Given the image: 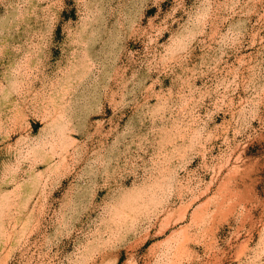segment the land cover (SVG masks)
<instances>
[{
    "label": "rangeland",
    "instance_id": "obj_1",
    "mask_svg": "<svg viewBox=\"0 0 264 264\" xmlns=\"http://www.w3.org/2000/svg\"><path fill=\"white\" fill-rule=\"evenodd\" d=\"M0 264H264V0H0Z\"/></svg>",
    "mask_w": 264,
    "mask_h": 264
}]
</instances>
